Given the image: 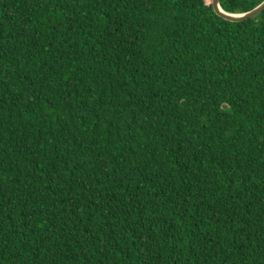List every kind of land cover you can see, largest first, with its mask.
I'll return each mask as SVG.
<instances>
[{"label":"trees","instance_id":"obj_1","mask_svg":"<svg viewBox=\"0 0 264 264\" xmlns=\"http://www.w3.org/2000/svg\"><path fill=\"white\" fill-rule=\"evenodd\" d=\"M0 264H264V11L0 0Z\"/></svg>","mask_w":264,"mask_h":264},{"label":"water","instance_id":"obj_2","mask_svg":"<svg viewBox=\"0 0 264 264\" xmlns=\"http://www.w3.org/2000/svg\"><path fill=\"white\" fill-rule=\"evenodd\" d=\"M212 4H213V8L215 12L219 16L223 17L226 20L234 21V22H240V21H244L249 18H253L257 16L258 14H260L262 11H264V1H262L259 5H257L253 9L247 12H242V13H231V12L224 11L221 8L220 0H212Z\"/></svg>","mask_w":264,"mask_h":264}]
</instances>
